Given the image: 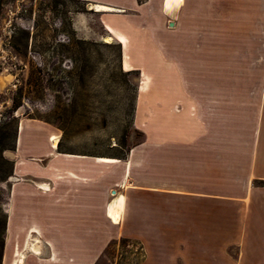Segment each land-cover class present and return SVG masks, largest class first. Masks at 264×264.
Returning a JSON list of instances; mask_svg holds the SVG:
<instances>
[{
    "label": "crops",
    "instance_id": "obj_1",
    "mask_svg": "<svg viewBox=\"0 0 264 264\" xmlns=\"http://www.w3.org/2000/svg\"><path fill=\"white\" fill-rule=\"evenodd\" d=\"M86 1L113 9L103 22L123 62L142 54L127 63L141 71L142 138L124 155L67 150L52 143L50 123L21 120L5 256L27 250L21 264H96L125 237L142 247L136 264H264V64H234L264 59V0H180L169 9L165 0ZM129 9L136 14L119 13ZM250 73L261 80L247 81Z\"/></svg>",
    "mask_w": 264,
    "mask_h": 264
},
{
    "label": "rangeland",
    "instance_id": "obj_2",
    "mask_svg": "<svg viewBox=\"0 0 264 264\" xmlns=\"http://www.w3.org/2000/svg\"><path fill=\"white\" fill-rule=\"evenodd\" d=\"M104 13L86 0H0V264L15 263L29 253L4 254L6 204L21 120L50 123L57 134L50 136L52 142L58 140L67 150L124 155L142 138L134 123L141 71L127 65L142 54L127 55L123 62L122 43L109 37ZM119 13L134 16L136 11ZM165 26L156 32L163 35ZM245 62L259 67L264 59H236L234 64L241 68ZM245 76L254 82L262 78L256 73ZM241 77L237 73L236 79ZM139 245L133 239L112 240L96 264H136L143 257Z\"/></svg>",
    "mask_w": 264,
    "mask_h": 264
},
{
    "label": "bare ground",
    "instance_id": "obj_3",
    "mask_svg": "<svg viewBox=\"0 0 264 264\" xmlns=\"http://www.w3.org/2000/svg\"><path fill=\"white\" fill-rule=\"evenodd\" d=\"M180 2V0H165L164 1V5H163V7H165V8H171L173 5H175V4H178ZM90 6L94 9V10H96V11H104V10H107V11H110V10H113L111 7H109V6H107V5H102V4H90ZM173 10V9H172ZM167 11V10H166ZM170 13V12H169ZM53 139V138H52ZM56 139H54L53 140V144H55L56 143ZM117 201L118 200H114L112 203H111V205H110V207H111V213H112V215L115 217V211L117 210V208L114 210V205H116L117 204ZM121 202H119V204H120ZM118 205V204H117ZM120 208V207H119ZM23 257H24V255H23ZM21 261H22V255L20 256V258H19V260H17V262L15 263V264H21Z\"/></svg>",
    "mask_w": 264,
    "mask_h": 264
},
{
    "label": "trees",
    "instance_id": "obj_4",
    "mask_svg": "<svg viewBox=\"0 0 264 264\" xmlns=\"http://www.w3.org/2000/svg\"><path fill=\"white\" fill-rule=\"evenodd\" d=\"M60 144H59V142H58V146H59ZM60 147V146H59ZM129 239V238H125V237H121V238H119V239ZM140 246V248L142 249V247H141V245H139Z\"/></svg>",
    "mask_w": 264,
    "mask_h": 264
}]
</instances>
